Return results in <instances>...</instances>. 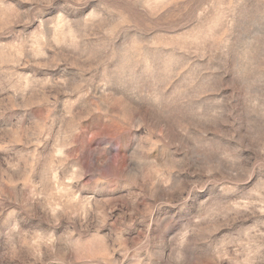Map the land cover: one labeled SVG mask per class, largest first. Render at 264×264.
<instances>
[{
    "label": "clouds",
    "instance_id": "obj_1",
    "mask_svg": "<svg viewBox=\"0 0 264 264\" xmlns=\"http://www.w3.org/2000/svg\"><path fill=\"white\" fill-rule=\"evenodd\" d=\"M147 7L142 0H0V37L11 38L9 43L0 41L5 63L63 64L62 74L69 68L80 74L77 82L67 75L36 80L33 83L40 87H33L30 95L21 87L20 102L14 106L43 103L38 98L42 91L53 102L61 92H70L90 97L85 109L74 114L77 124L91 113L100 114L94 128L73 129L67 143L64 134L72 123L67 116L58 132L48 134L54 127L48 119L51 104L39 120L27 112L16 116L14 130L9 127L0 136L4 149L13 143L38 146L42 139L53 138V147L65 152L59 158L55 151L48 155L39 183L31 180L34 151L9 165L15 180L4 171L0 264H52L53 260L76 264V242L99 236L106 226L112 254L121 252L127 258L134 253L132 264H264V231L260 230L264 224L243 233L239 241L221 244L208 258L200 255V246L228 220L248 214L264 216V0H228L224 4L213 0L194 11L202 42L219 53L211 56L215 63L210 62L196 76L185 72L187 63L170 54L155 67L144 57L147 76H141L135 60L129 58L131 44H139L143 51L151 43L135 35L125 34L130 44L123 51L111 46L118 33L139 27L134 10ZM32 34L45 36L56 55L43 63L30 58ZM70 35L79 37L81 46L65 44L58 50L56 41ZM90 40L99 42L101 55L89 50L85 42ZM229 75L231 79L226 80ZM177 80L180 82L174 86ZM225 88L232 91L224 92ZM105 130L111 140L101 149L108 154L103 163L109 165L115 151L120 164L109 165L114 184L98 169L92 179L79 185L88 194L84 203L91 204L88 219L83 220L76 194L57 196L53 177L66 165L76 172L78 181L89 175L70 150L81 133V144L86 146L88 139ZM253 145H258V157L254 162H242L238 153ZM225 163L232 169L228 175L221 170ZM177 170L190 171L197 179L183 187L174 186L171 174ZM254 174L260 183L247 197L205 208L213 197L230 199L232 186ZM17 184L23 187L17 189ZM209 185L222 187L216 190ZM131 189L139 190L134 192L136 199L125 198ZM140 197L144 198L142 208L137 203ZM56 204L60 211L53 217L49 209ZM116 208L120 213L110 218L108 214ZM125 231L139 232L137 241L126 242Z\"/></svg>",
    "mask_w": 264,
    "mask_h": 264
},
{
    "label": "rangeland",
    "instance_id": "obj_2",
    "mask_svg": "<svg viewBox=\"0 0 264 264\" xmlns=\"http://www.w3.org/2000/svg\"><path fill=\"white\" fill-rule=\"evenodd\" d=\"M143 3L148 5L147 8L140 10H134L136 16V22L138 28L126 29L124 32L118 33L117 38L112 43L113 48H117V51L125 50L126 46L130 44V40L125 38V34L128 37L133 35L138 39L149 40L151 47L143 51L140 50L139 44L132 43L131 51L129 52V58L135 60L136 72L141 76H147V65L144 57L155 67L160 64L165 56L171 55L172 59L179 60L183 63H187L188 67L185 72H191L193 76L200 73L201 70L207 68L211 63L215 61L211 60L212 55L219 56L218 52H214L210 45L202 42L199 35L196 22L193 20L194 11H199L207 3H212L213 0H142ZM216 3L224 4L228 0H215ZM223 11V10H221ZM19 30L18 28L16 29ZM31 33V29L28 30ZM227 38V34H225ZM61 40L64 41L61 44ZM0 41L3 43L11 42L10 37H0ZM89 50L96 51L98 55H101L100 44L97 41L90 40L85 42ZM49 42L45 36H37L32 34L31 49L32 51L27 55L43 63L45 60H49L56 55L53 48L48 46ZM56 44L60 45V49L64 48L65 44H71L76 47L81 46L79 37L68 36L67 38L61 37L56 41ZM23 55V53H21ZM229 58H233L231 52V45H229ZM5 56L3 49L0 48V136H4L8 133L9 127L15 125V117L27 112L29 117L39 120L47 113V105L51 104L52 111L48 116L53 128L48 130L50 135L52 131L58 132L60 125L64 123L65 116L72 122L68 130L64 134L63 142L67 143L71 140V131L75 128H89L95 127V122L99 119V113H91L87 119H83L76 123L74 114L85 109L86 105L90 102V97L81 98L75 93L61 92L55 96L54 102L47 96L46 91H42L38 97L43 103L35 104L31 107H15L16 103L20 102V95H18L19 88H24L25 94L30 95L33 87H40L33 82L36 80H45L48 77L53 79L64 78L67 75L68 79L73 82H77L80 79V74L75 68H69L66 74H62V69L65 65L60 64L56 67H37L34 64L28 66L13 65L11 63H5ZM140 58L137 59L136 57ZM111 67V63L108 65ZM90 75V73L88 74ZM184 73L181 74L183 78ZM226 80L231 79V75L225 77ZM180 81H174L175 86ZM46 88V86H45ZM171 91V89H170ZM232 89L225 88L224 92L230 93ZM223 93H221L222 95ZM7 106V107H6ZM24 127L28 126V122L25 121ZM14 130V127H13ZM77 137L76 146L70 151L73 154L74 159L79 160L83 167L88 171L89 175H86L83 180L78 181V177L75 171L68 168L67 165L60 170V173L53 177L55 185V194L57 196L71 195L75 193V200L79 202L78 211L81 219L86 220L89 216L90 203H84L88 194L81 192L79 185L92 179L93 173L102 169V175L105 180L114 184V178L109 170L110 166H118L120 164L119 154L115 151L112 152L109 165H105L103 161L107 158L106 152H101L104 144L111 140V136L108 132L99 131L97 134L87 140L86 146L81 144V138ZM55 140L53 138L44 140L37 146L33 144L31 147L26 146L24 143H13L8 148H0V184L3 183V173L8 171L9 176L15 180L16 175L13 174L9 165H14L21 160L22 157H27L30 152L35 153V161L32 165L33 172L31 180L33 183H39L43 174V166L48 155L55 151L57 157L65 155V152L60 148H54ZM81 148L83 151L81 152ZM258 145H253L251 148H244L238 156L242 162L248 161L254 162L258 157ZM72 163V161H69ZM222 172L224 175L230 174L231 166L227 163L222 165ZM197 177L190 175V171L177 170L171 174L172 184L183 187L186 184L196 180ZM260 183L258 177L254 174L251 179L246 182L233 185L234 191L230 194V199L222 200L213 197L207 202L205 208L210 207L213 204L223 206L226 203H232L237 200L243 199L256 189ZM68 185V187H65ZM23 185L17 184L16 188L20 189ZM222 185H209L208 188H215L219 190ZM138 189L129 190L125 198L131 197L136 199L134 192ZM207 192V188L199 193L203 196ZM19 194V193H17ZM194 195L196 193H193ZM159 195V193H158ZM187 195V193H184ZM94 199H100L95 197ZM107 199V197H105ZM143 197H140L137 203L142 208ZM165 207H169L165 205ZM49 211L53 217H56L60 211V205L56 204L50 207ZM120 213V209L116 208L109 213L110 218H115ZM62 224L66 221H61ZM264 224V216L248 214L246 217H236L235 219L228 220L222 227L215 231L211 237L208 238L207 244L200 246V255L202 258H208L213 255L215 249L221 244L231 243L239 241L243 237V233L248 232L251 228H260ZM264 231V228H260ZM109 233V228L106 226L101 229L99 236L94 238L84 237L82 240L76 242V264H110L111 261L117 262L123 261V264H132L135 260L134 253H128V257L124 258L121 252H115L113 255L110 251L111 241L106 235ZM67 235V232L64 233ZM139 232L125 231L123 238L126 242L137 241ZM75 239V238H74ZM51 243V241H47ZM123 251V249H121ZM143 255V253H141ZM52 264H57V261L53 260ZM221 264H229L228 261H222Z\"/></svg>",
    "mask_w": 264,
    "mask_h": 264
}]
</instances>
